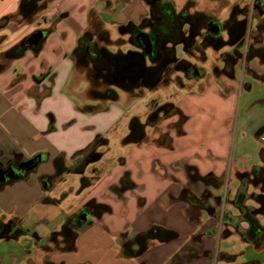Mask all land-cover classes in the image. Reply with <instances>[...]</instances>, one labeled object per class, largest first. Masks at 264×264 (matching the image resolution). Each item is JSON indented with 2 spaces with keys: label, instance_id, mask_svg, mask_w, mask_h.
Wrapping results in <instances>:
<instances>
[{
  "label": "crops",
  "instance_id": "crops-1",
  "mask_svg": "<svg viewBox=\"0 0 264 264\" xmlns=\"http://www.w3.org/2000/svg\"><path fill=\"white\" fill-rule=\"evenodd\" d=\"M171 1L176 9L177 6H186L189 1L195 11L207 10L216 5L215 0ZM230 1L229 7L238 6V0ZM19 2L20 0H0V19L16 14ZM256 2L259 7L257 6L253 23L258 47L250 50L256 57L250 59L249 67L251 72L256 71L259 76H264V0ZM149 10L148 0H53L30 23L10 22L0 28V61L4 52L32 33L38 30L48 31L38 53L28 49L22 57L10 61L0 73V160L9 158L14 152L24 158L38 154L47 156L36 172L0 192V204L10 211L11 216L21 219L29 202L43 198L44 191L49 188V182L44 176L55 174L54 162L57 157H63L67 167L78 163V153L86 151L88 146L93 148V141L102 130L97 126L93 133L74 128L75 126L69 128L73 122L61 129L60 124L69 116L65 114L69 102L60 100L57 108H51V98H40L43 84L48 80L41 72H56L52 80H58L59 85L64 84L76 69L73 51L82 34L88 30L107 31L106 25L112 22L116 25L130 22L137 24L148 16ZM231 17L233 18L229 22H237V15L231 14ZM90 85L89 81V95ZM191 91L188 97L193 102L192 107L182 106L183 110L181 109L185 115L191 112L189 110L197 108L195 99L207 102L211 112L217 113L214 101L217 104L220 101L232 102L235 87L226 80L210 79L199 86L200 94L192 89ZM49 92L51 94L52 91ZM260 102L264 104V98ZM59 109L62 111L59 112L60 115ZM180 119L183 118L177 113L169 114L164 120L159 119L155 123L156 130L142 132L137 139H132L135 147L120 159L113 171L104 165L102 155L94 160L99 162L94 165L100 164L98 169H94L98 181L93 188L89 183L88 195L83 198L79 207L93 200L106 204L110 211L104 214L102 212L99 217L102 228L106 234H116L119 237L116 241L108 237L86 240L84 235H77L72 251L65 250L67 243L57 239V247L63 250L60 255L52 253L56 241L48 237L42 248L53 254V262L217 264L220 260H234L230 251L220 248L221 239L233 232L242 238L237 228L222 223L224 212L234 217L240 214L238 208L231 206L227 209L222 202L223 180L229 167L226 147L217 141L214 145L213 140L207 142L212 118L206 117L204 120L202 117L198 129L200 138H195L189 127V115L184 117L183 123ZM160 122L163 124H159ZM93 152L89 153V157L95 155ZM43 162L46 164H42ZM205 176H211L210 180H202ZM112 212L120 216L118 226L110 221ZM241 226L246 227L247 224L243 223ZM157 227L174 231L177 236L168 241L147 238L145 250L135 254L140 247L135 237ZM227 228L231 232L224 235ZM91 231L92 229L88 230L87 234ZM31 239L40 241L42 237L35 233ZM242 240L247 242L243 238ZM42 248L36 251L37 256L43 253ZM25 251L19 264L33 262L32 251ZM85 251L89 254L83 255Z\"/></svg>",
  "mask_w": 264,
  "mask_h": 264
},
{
  "label": "rangeland",
  "instance_id": "rangeland-1",
  "mask_svg": "<svg viewBox=\"0 0 264 264\" xmlns=\"http://www.w3.org/2000/svg\"><path fill=\"white\" fill-rule=\"evenodd\" d=\"M231 2L230 0H215V7L210 6L207 10L203 9L200 12L218 20L224 26L229 25V20L233 18L231 14L237 15V22L234 24H244V29L239 36H236L237 38H233L232 32L226 27L221 33V41L224 44L204 46L200 52L196 51L193 54L187 52L182 45L175 46L177 61L195 62L204 71L206 75L199 81L188 79L183 68H177L171 63L168 69H172L164 74L165 80L156 87L150 88L142 85L132 91L113 87L118 94V99L112 101L96 99L89 95L87 75L80 72L77 67L72 72V76L61 85L58 84V80H52L55 78L56 72L50 74L48 70L41 72L48 80L43 84L39 94L40 98H51V103H49L51 108H57L60 100L69 102L65 109V114L69 115L68 118L63 124H60L61 118L59 120L61 129L73 122L69 128L75 126L74 128L93 133L97 130V126L102 129L100 130L102 134L97 133L94 143L92 142L93 148L88 146L86 151L78 153V163H73L68 169L53 175L47 184L49 188L44 191L42 199L29 202L21 216L22 225L28 234L23 235L20 239H0V264H19V260L22 262L21 259L24 258L26 249L32 251L33 262L30 264H46L47 261H52L53 254L60 255L63 252L59 246L57 247V239H62L67 243L65 236L60 235V231L68 219H74L76 224L79 223L73 225V229L78 236L84 235L83 238L86 240L108 237L116 241L119 235L106 234L99 219L100 215L110 211L106 204H100L93 200L87 202L85 206L79 207L80 202L88 195L89 183L93 188L98 181L94 169H98L100 164L94 165L99 163L98 160H94L99 159L102 155L104 165L108 167V170L113 171L120 159L131 153L136 145L130 138L133 135V122L139 121L143 132L156 130L155 123L159 119L164 120L168 117L167 109L169 107L171 109L173 106L177 107L179 110L177 114L183 118L180 119L182 123L185 116L191 117L189 127L193 130L195 138H200L198 129L202 117L204 120L206 117L212 118L213 122L207 142L213 140L212 144L214 145L217 141L226 147V161L229 166L222 186L224 207L227 209H230L231 206L234 207L232 202L243 181L247 182L249 195L260 193V186L254 183L253 170L256 167L264 166V104L260 102L264 98V76H259L256 71L251 72L249 67L250 59L256 57L254 52L250 53V50L258 45L256 27L254 26L257 6L256 0H238V6L229 7ZM190 3L188 1L187 5L190 7V11L194 12ZM182 9L183 7L177 6L178 12H181ZM146 17H150V10ZM122 26L124 25L108 23L105 38L94 34L98 46L105 47L112 53H128L133 50L134 45L130 41V34L122 31ZM232 38L235 41H232ZM148 64L151 63L148 62ZM210 79L226 80L229 85L235 87L232 102L223 103L220 101L217 104L214 101L218 108L215 113L211 112L207 102L202 103L195 99L197 108H194V111L189 110L191 112L185 115L182 112V106L192 107L193 103L188 97L192 93L191 89L198 92L199 86ZM48 90L53 93L50 94ZM59 112L62 113L61 109L58 110L60 115ZM49 113L52 111L49 110ZM113 116L116 118L114 119ZM111 119L113 121H110ZM202 124L205 126V123ZM201 141L203 142V140ZM91 151H94L96 156L89 157ZM43 157V160H46V155ZM76 165H84L85 170L82 172L70 170ZM247 205L256 207L257 203L253 198H250ZM87 210L91 212L89 219L84 218L83 215ZM110 215V221L118 226L120 224L119 214L112 212ZM9 216H11L10 211L4 209L0 204V219ZM258 219L264 225V215H259ZM91 229L92 231L87 234ZM35 233L42 237L40 241H32L31 236L33 237ZM48 237L56 241L53 254L42 248ZM220 244L222 250L230 251L229 253L235 258L230 262L220 260L217 264H264V239L261 245L257 246L244 242L238 233L233 232L232 235L222 238ZM41 248L43 253L37 256L36 251ZM86 254L89 252L83 253V255Z\"/></svg>",
  "mask_w": 264,
  "mask_h": 264
},
{
  "label": "trees",
  "instance_id": "trees-1",
  "mask_svg": "<svg viewBox=\"0 0 264 264\" xmlns=\"http://www.w3.org/2000/svg\"><path fill=\"white\" fill-rule=\"evenodd\" d=\"M53 0H20L19 8L16 14L6 15L0 19V28L5 27L10 22H17L18 24L30 23L34 17L44 10L49 2ZM167 8L171 10L170 22L171 26L161 24L162 30L164 33V41L166 43L175 44L179 40L180 30L175 29L173 24H177V20L180 16L183 15V12H178L175 4L171 0H161ZM259 7L258 3H255ZM205 14V13H204ZM206 15V14H205ZM172 27V28H171ZM122 31L131 33L132 31L138 28L136 23L130 22L127 25L121 27ZM168 29H171L170 31ZM48 31H46V34ZM94 34H98L101 38L107 36L106 31H91L88 30L80 36L78 39V44L73 51V58L76 64V67L80 70H83L89 81H90V95L96 99L101 100H112L115 101L118 99L117 92L113 87H120L127 91H132L135 88H138L142 85L154 88L163 82L165 67L159 63L148 64L146 62L144 72L141 77L130 76L128 73H122L119 70L118 64L121 59H127L137 54V52L129 51L128 53H112L107 50L105 47L98 46L97 41L94 39ZM235 41V39H232ZM44 37L37 45H30L27 42V38L14 45L6 52H4L1 61H0V73L3 72L8 63L14 59L22 57L28 49H33L35 53H38L43 45ZM168 55L171 59L175 58V50L173 47H166ZM104 74L107 75V78L104 77ZM179 111L177 107L173 106L171 109L170 115H173ZM131 139H137V135L130 136ZM47 157V156H46ZM55 174H58L68 167L64 163L63 157H57L55 159ZM84 165L75 166L70 170L75 172H82ZM54 174V175H55ZM211 176L202 177V180L209 181ZM253 198L257 206L247 205V201ZM234 206L240 210V214L236 217L232 214L224 212L222 215V223L227 226H231L238 229V232L241 234L242 238L247 242H253L257 245H261L264 239V225L258 219L259 215H264V185L262 186L260 193L248 194L247 182L243 181L239 190L236 194V197L233 201ZM246 223V227H242L241 224ZM73 225H77L74 219H68L60 235L65 236L67 241V246L65 250L72 251L75 248V240L77 238V232L73 229ZM231 232L229 228L225 229L223 232L224 235H228ZM177 236L176 232L154 228L147 233L139 234L135 237L136 242L139 244V249L135 254L141 253L146 248V239H158L160 241H168ZM46 264H56L52 261H47ZM63 264V263H61Z\"/></svg>",
  "mask_w": 264,
  "mask_h": 264
},
{
  "label": "flooded vegetation",
  "instance_id": "flooded-vegetation-1",
  "mask_svg": "<svg viewBox=\"0 0 264 264\" xmlns=\"http://www.w3.org/2000/svg\"><path fill=\"white\" fill-rule=\"evenodd\" d=\"M150 5V17H144L137 25L138 28L132 31L130 34V41L134 45L133 54L130 58L121 59L119 61V70L124 73H128L130 76H138L139 72L136 71V62L141 60L144 56L146 62L159 63L164 65L165 74L172 68H169V64L173 63L177 68H183L185 75L188 79H201L205 77V73L202 76H198L196 72L200 70V66L195 62H186L184 60L177 61L175 58L171 59L167 52V46L173 47L175 50L176 45H182L184 49L192 53L200 52L204 46H217L218 44H224L221 41V33L228 27L229 31L232 32V37L237 38L243 29L244 24H234L229 23L228 26H224L215 19L205 15L200 11H190L188 5L184 6L182 9L183 15L177 20V24H173L175 29L180 30L179 40L175 43H166L164 41V33L162 26L171 24L170 16L171 10L162 4L161 0H148ZM161 24H163L161 26ZM127 25V24H126ZM171 26V25H170ZM216 26H220L219 31H215ZM172 28V27H171ZM169 31L171 29H168ZM142 32L148 33L154 42V48L151 53L145 50L144 40L141 38L140 34ZM232 38V39H233ZM107 78V75L104 74ZM167 112H171V108L167 109ZM133 135H141L142 125L139 121H135L132 124ZM93 154H95L93 152ZM42 155V158L39 156ZM1 156V153H0ZM96 156V154H95ZM43 154H38L31 158H24L18 152H14L12 156L7 159L0 160V192L4 191L8 186L15 184L16 182L29 177L31 174L37 171L38 166L43 161ZM32 163L27 166L25 163L28 161ZM254 183L260 188L264 185V166L256 167L253 170ZM44 178L49 182L53 175H45ZM86 213V214H85ZM90 211L84 212V216L87 215L89 219ZM79 224V223H77ZM26 229L23 227L21 219L14 216H9L5 219H0V239L1 240H11L20 239L23 235H27Z\"/></svg>",
  "mask_w": 264,
  "mask_h": 264
},
{
  "label": "water",
  "instance_id": "water-1",
  "mask_svg": "<svg viewBox=\"0 0 264 264\" xmlns=\"http://www.w3.org/2000/svg\"><path fill=\"white\" fill-rule=\"evenodd\" d=\"M220 30V26H216V29L215 31H219ZM46 35V32L44 30H38L34 33H32L28 38H27V42L30 44V45H37L40 43V41L42 40L43 37H45ZM141 38H143L144 40V46H145V50L149 53H151L153 51V48H154V42L152 40V38L150 37V35L148 33H145V32H142L140 34ZM145 65H146V58L143 56L141 58V60H138L136 62V66H137V69L136 71L139 72V75L137 77H141V75L143 74L144 72V68H145ZM196 74L198 76H202L204 74V71L202 69L198 70L196 72ZM40 158H42V155L39 156ZM33 160L31 161H28L27 163H25L27 166H29L31 163H32ZM84 218H87V215L84 216Z\"/></svg>",
  "mask_w": 264,
  "mask_h": 264
}]
</instances>
